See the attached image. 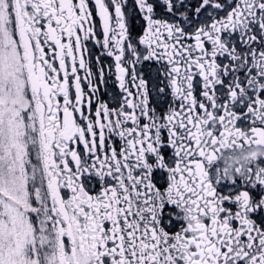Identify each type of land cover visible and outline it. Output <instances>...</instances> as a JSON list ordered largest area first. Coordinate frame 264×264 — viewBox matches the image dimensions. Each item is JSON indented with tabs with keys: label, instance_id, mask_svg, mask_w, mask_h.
I'll use <instances>...</instances> for the list:
<instances>
[{
	"label": "snow or ice",
	"instance_id": "snow-or-ice-1",
	"mask_svg": "<svg viewBox=\"0 0 264 264\" xmlns=\"http://www.w3.org/2000/svg\"><path fill=\"white\" fill-rule=\"evenodd\" d=\"M0 264H264V0H0Z\"/></svg>",
	"mask_w": 264,
	"mask_h": 264
}]
</instances>
